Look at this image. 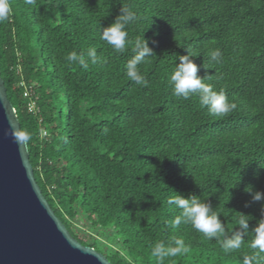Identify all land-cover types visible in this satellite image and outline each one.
<instances>
[{
  "label": "trees",
  "instance_id": "16d2710c",
  "mask_svg": "<svg viewBox=\"0 0 264 264\" xmlns=\"http://www.w3.org/2000/svg\"><path fill=\"white\" fill-rule=\"evenodd\" d=\"M8 3L1 75L29 137L36 181L71 235L111 264H156L154 244L173 238L189 251L164 264H243L245 257L264 264L251 232L226 254L190 224L170 227L179 210L167 203L176 193L208 201L228 237L240 213L252 217L249 230L262 218L264 202L245 207L252 200L245 188L264 191V0ZM123 6L137 19L126 28L132 43L116 53L99 34ZM143 34L154 51L138 66L147 86L131 81L125 67ZM93 47L100 63L85 69L67 61ZM217 48L220 64L210 62ZM188 52L204 82L235 104L227 116L210 115L196 96H173L168 77ZM27 89L38 113L28 107Z\"/></svg>",
  "mask_w": 264,
  "mask_h": 264
},
{
  "label": "clouds",
  "instance_id": "9594fccd",
  "mask_svg": "<svg viewBox=\"0 0 264 264\" xmlns=\"http://www.w3.org/2000/svg\"><path fill=\"white\" fill-rule=\"evenodd\" d=\"M26 5H35L36 0H24ZM10 5L8 0H0V22H4L9 18ZM118 15L111 25L102 29L99 38L116 53H124L129 43L126 28L129 24L137 19L136 13L128 7H122ZM155 42V41H153ZM133 57L126 64V74L128 78L137 85L147 86V80L141 74L139 65L147 62V58L154 54L149 47V39L145 35L138 36L133 45ZM210 62L216 64L222 63V53L220 49L210 51ZM67 61L79 64V66L87 69L89 64L96 65L102 61V57L97 54V50L89 48L86 52L77 54L75 52L67 55ZM206 68L205 65H203ZM207 69V68H206ZM200 66L193 60L192 55L179 56V60L168 77V82L172 87V94L177 98L188 100L193 96L198 97L201 107L207 108L210 115L215 117L227 116L234 108L235 104L230 103L224 92L216 91L212 86L204 82L205 76L198 75ZM11 123V122H10ZM11 135L18 144H23L29 139L28 135L18 130L15 123H11ZM264 168V164H261ZM245 191L252 197L245 207H250L254 202H264V191H254L252 186L245 188ZM168 205L174 210H179V215L168 221L172 228H179L183 224H190L193 229L202 233L209 240H217L227 254L240 248L242 237L249 232L253 234L251 247L258 250V253H264V203H261L260 214L261 219L258 220L255 228L249 230V221L251 216L244 213L236 218L238 230H235L231 237L225 235V226L220 216L214 210L212 205L207 201H203L199 196L191 195L184 197L177 194L168 198ZM189 251L184 241L180 238H173L166 243L163 241L154 244L151 256L155 259L156 264H164L169 257L186 254ZM243 264H249V259L245 257Z\"/></svg>",
  "mask_w": 264,
  "mask_h": 264
},
{
  "label": "water",
  "instance_id": "95a60500",
  "mask_svg": "<svg viewBox=\"0 0 264 264\" xmlns=\"http://www.w3.org/2000/svg\"><path fill=\"white\" fill-rule=\"evenodd\" d=\"M0 70V264H111L82 245L57 217L39 187L27 142Z\"/></svg>",
  "mask_w": 264,
  "mask_h": 264
},
{
  "label": "built area",
  "instance_id": "2783aa9c",
  "mask_svg": "<svg viewBox=\"0 0 264 264\" xmlns=\"http://www.w3.org/2000/svg\"><path fill=\"white\" fill-rule=\"evenodd\" d=\"M25 97L29 101L28 107H29L30 111L33 112V113H38L39 112V108H38V105H37L38 98L36 97V95L33 92V90L32 89H27V91L25 93Z\"/></svg>",
  "mask_w": 264,
  "mask_h": 264
},
{
  "label": "rangeland",
  "instance_id": "374dc122",
  "mask_svg": "<svg viewBox=\"0 0 264 264\" xmlns=\"http://www.w3.org/2000/svg\"><path fill=\"white\" fill-rule=\"evenodd\" d=\"M63 106H64V111H65V114H66V107H65L66 105H65V103H63ZM103 242L106 243V244L112 245L111 244V238L110 237L104 238Z\"/></svg>",
  "mask_w": 264,
  "mask_h": 264
}]
</instances>
